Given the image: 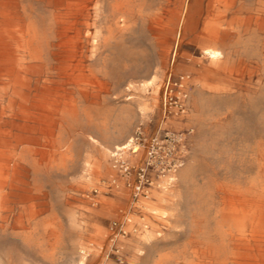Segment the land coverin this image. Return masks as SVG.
Masks as SVG:
<instances>
[{
  "label": "bare ground",
  "instance_id": "1",
  "mask_svg": "<svg viewBox=\"0 0 264 264\" xmlns=\"http://www.w3.org/2000/svg\"><path fill=\"white\" fill-rule=\"evenodd\" d=\"M158 1L0 0L4 8L0 41L13 47L10 55L0 54L2 58L9 56L8 65L0 66V234L17 236L27 245L41 226L52 240V252L64 249L60 221L48 215L51 211L43 176L73 166L77 157L71 140L77 135L80 117L86 126L97 130L91 107L109 87L104 79L107 65L98 64L90 48L99 43L109 48L121 42L127 26L140 21V35L154 39L160 52L157 62L146 67L147 76L130 81L127 89L145 91L152 87L154 91L160 75L158 63L165 60L169 37L177 32L175 25L184 21L185 29L191 26L196 31L197 21L190 12L196 13L194 8L201 7L204 26L192 41L204 46L200 54L211 67L205 70L192 98L189 120H197L201 128L203 115L219 113L213 102L215 95H237L242 98L240 110L247 105L260 111L219 119L220 137L227 133L230 138L229 146L220 145L216 153L227 159L216 164L223 177L214 181L204 177L198 185L200 164L194 159L177 178L163 180V184L174 180L192 184L198 199L197 206L186 212L184 242L170 251H157L153 263L264 264V0H200L190 5L188 18L183 17L187 0L182 4ZM8 5L17 8L10 19L5 9ZM174 6L180 9L164 22L162 15L169 14ZM240 43L241 48L237 47ZM229 103L224 105L226 112L232 109ZM119 114L121 135L134 115L129 111ZM146 115L143 106L140 119ZM86 136L90 151L83 156L76 177L90 182L91 152L104 159L107 146H113L112 159L116 151L128 148L132 137L122 142L105 138V145H101L91 134ZM165 188L159 184L149 198H143L145 209L157 213L151 206L165 199ZM211 196L213 207L200 208ZM68 223L72 246L70 259L64 264H86L90 248L75 239L73 214L68 215ZM140 224L142 246L137 253L146 255L154 250L159 233L144 220ZM10 248L0 240V264L12 263Z\"/></svg>",
  "mask_w": 264,
  "mask_h": 264
},
{
  "label": "rangeland",
  "instance_id": "2",
  "mask_svg": "<svg viewBox=\"0 0 264 264\" xmlns=\"http://www.w3.org/2000/svg\"><path fill=\"white\" fill-rule=\"evenodd\" d=\"M158 2L166 3V0ZM168 2L182 4L183 0H169ZM199 2L200 0L195 2L187 0V7H183V17L188 18L190 5L192 3L197 5ZM3 9L0 7V22L3 21L1 18ZM5 9L8 19L17 10L12 5H8ZM178 9L180 7H170V13L162 15V20L164 22L168 20ZM194 9H198V12L194 11L193 14L190 12V17L197 21V29L194 32L191 26L185 29L184 21L175 25L177 32L169 37L170 47L165 54V60L163 59L161 64L158 63L160 75L157 78L154 91L152 87L145 88V91L135 87L127 89L130 81H138L147 76L146 67L149 63L157 62L160 52L154 39H147L145 35L144 37L140 35V21L136 24L131 22L127 26L128 29L123 32L121 42L113 43L109 48H104L100 43L96 48H90L93 51L90 55L97 58V63L107 65V74L104 79L109 87V91L102 93L96 104L91 107L97 130L94 126H86L84 118L80 117L76 125L77 135L71 140L72 149L77 157L73 166L66 171H55L48 177L43 176L51 211L48 215H53L60 221L64 249H56L52 252V240L41 229V226L37 227L32 235L33 241L27 245L17 236L8 233L0 234V240L5 242L7 247L11 245L9 250L12 258L11 264H64L68 262L72 246L69 238V214L75 216L77 223L75 239H80L82 246L90 248V256H88L86 264H154V256L157 251L160 249L168 251L173 246H180L184 242L188 231L186 212L190 207L197 206L198 198L193 194L192 184L180 183L178 180H174L171 184H163V180H167L168 177L177 178L180 170L194 159H198L200 165H207L205 169H201L200 165L197 169L196 181L198 185H201L205 178L214 181L223 177V171L216 164L226 163L227 159L225 155L219 158L216 153L220 145L229 146L230 138L227 133L220 137L221 121L219 119L232 116L234 118L237 115H255L260 111V109H250L247 105H244L240 110L239 104H241L242 98L237 95H215L213 102L219 113L212 111L208 117L203 115L201 128H199L197 120H189V114L192 113L191 108H193L192 98L195 96L201 79L205 77V70L211 67L208 60L200 54V50L204 46L192 41L202 30L205 21L204 17L200 15L201 7ZM2 35L0 33V36ZM8 45V42L0 41V54L8 53L10 55L12 53L13 47ZM241 46L242 43L237 44V47L241 48ZM8 55L5 58L0 56V66L8 65ZM170 77L174 80L184 79L183 83L188 93L186 103L188 110L184 117L164 111L162 103L164 85ZM227 102H230L232 108L229 112H226L224 106ZM143 106L147 115L141 120L140 108ZM120 111H129L131 116L134 115L129 128L121 135L118 132ZM232 131L234 132L235 129ZM104 133L108 134L107 137H104ZM166 133L186 134V160L176 172L164 175L163 178L162 174L148 169L147 176L151 185L147 189L146 197L136 196L135 186L138 182V172L145 165L148 145L155 137H159L163 145H166L164 143V138L167 137H165ZM87 134H91L94 140L101 145H105V138L122 142L132 137L137 152L132 154L129 146L124 151L120 150L122 157L127 159L130 164L129 173L120 171L115 164L117 151L115 150L111 159L110 153L114 148L107 146L109 152L104 159H101L97 152L91 150L90 182L78 179L76 176L80 174L83 156L87 151H90ZM159 184L161 187H166L165 191L163 190L165 199L156 203L157 206H151L155 207L154 209L157 211L156 214H153L150 209H145L143 202L146 201L144 199L152 195L154 190H157ZM213 205L211 196V199L208 198L206 204L203 203L200 208L210 209ZM143 220L149 228L157 230L159 233L154 250L146 255L137 253V248L142 246L140 222Z\"/></svg>",
  "mask_w": 264,
  "mask_h": 264
},
{
  "label": "built area",
  "instance_id": "3",
  "mask_svg": "<svg viewBox=\"0 0 264 264\" xmlns=\"http://www.w3.org/2000/svg\"><path fill=\"white\" fill-rule=\"evenodd\" d=\"M183 78L174 80L170 77L164 85L163 93V108L165 113L184 117L187 114L188 93L183 83ZM190 129L188 130V132ZM167 136V137H166ZM164 143L159 137H155L150 141L147 149V158L144 167L140 168L138 172V182L135 186L136 196H145L147 189L150 187L149 177L147 176L148 169H153L155 172L164 175H170L176 172L183 166L187 156V138L186 134H172L166 133ZM134 139L130 141V152L136 153L134 148ZM121 151L115 154V164L124 173H129L130 164L127 159L122 157Z\"/></svg>",
  "mask_w": 264,
  "mask_h": 264
}]
</instances>
